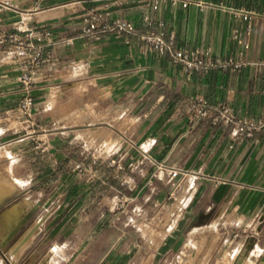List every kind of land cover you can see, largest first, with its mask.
I'll use <instances>...</instances> for the list:
<instances>
[{
	"label": "crops",
	"instance_id": "1",
	"mask_svg": "<svg viewBox=\"0 0 264 264\" xmlns=\"http://www.w3.org/2000/svg\"><path fill=\"white\" fill-rule=\"evenodd\" d=\"M95 12L105 19L124 17L141 32L162 30L177 47L210 49L222 58L242 53L248 64L189 75L137 35L85 36V19ZM20 26L51 28L57 39L48 46L52 60L34 75L30 94L37 102L29 120L34 138L57 149L74 127L101 125L114 131L105 139L116 147L112 155H102L94 182L88 176L75 183L61 164L51 173L59 177L57 185L38 187L43 171L33 169V185L20 184L0 202V244L28 216L0 251V264H172L171 257L186 255L193 239L197 250L206 239L213 248L198 264L217 263L212 258L232 254L234 243L250 245V254L261 248L262 254L252 257H264V131L237 140L232 125L205 118L192 126L188 119L195 98L223 103L240 116L264 114V0H0V34L26 37ZM8 46L0 44V128L20 111L28 93ZM52 88L63 97L58 110L81 114L59 119L53 109H43ZM53 123H64L67 130L43 134L42 127ZM25 139H3L0 146ZM112 156L110 168L106 162ZM160 164L166 173L188 171L177 187L185 181L190 186L185 183L184 192L175 195L167 178L155 176ZM117 194L132 197L131 213L141 211L133 224L115 209ZM14 205L21 212L8 222L5 213ZM27 239L15 259L12 249ZM54 244H60L56 253L50 251Z\"/></svg>",
	"mask_w": 264,
	"mask_h": 264
},
{
	"label": "rangeland",
	"instance_id": "2",
	"mask_svg": "<svg viewBox=\"0 0 264 264\" xmlns=\"http://www.w3.org/2000/svg\"><path fill=\"white\" fill-rule=\"evenodd\" d=\"M46 94H48V96L44 98L46 102L44 103L45 106L43 107V109L46 110L53 109L55 111L54 113L55 118L61 119L63 118V116L68 115V113L69 115H75V116L81 114V113H74L73 111H71V108L69 110H60V109L58 110V108H56L58 104H61L63 102L61 90H59L58 88L49 89ZM33 99L35 105L37 101H35L34 96ZM33 107L31 110L27 111L26 108H22L20 106V111L13 112L10 115H8L10 121L6 126L0 128V141H3V139L8 140L11 138H21V137L26 138L21 142L14 140L13 142L5 143L0 146V196L6 194L3 197L2 201L8 195L12 194L20 184L21 186L19 187H28L30 185H33L34 183V175L32 172L33 169H38V170L41 169L43 171L41 172L42 176L40 180V182L42 183L41 185H38V187L40 186L55 187L58 183L59 177L56 175H52L51 173H53L57 165L59 166L61 164H62L61 168L67 169L68 171L72 172L73 180L75 181V183L81 184L82 181L83 180L85 181L88 176L90 181L94 182L95 180H98L97 171L102 167L101 166L102 155L104 153H111L112 155V153L114 152V147H116L113 144L107 143L105 139V136L114 137V131L106 130L104 127H101V125H94L91 126L89 129L82 126L74 127L72 129L73 132L68 134V137L66 139L67 142L58 145L57 149H54L53 146H51L48 142H45L44 139L40 140L38 138H34V135L37 133H33L35 127L34 124L30 122L32 121V116L34 113ZM19 117L22 118L21 120L22 122H24V124L18 122ZM44 120H51V116L44 117ZM63 125L65 126L64 123H58V124L53 123L51 125L46 124L42 127V133L43 134L48 133L49 130L51 131L67 130L63 128ZM116 136L118 137L117 134ZM58 155L61 156L64 155L62 157V160L59 159L56 160V157ZM114 164H115V159L112 156L108 159L106 165L110 168H113ZM110 178H113V176H111ZM36 180L39 179H37L36 177ZM37 183H39V181ZM184 184L185 185L188 184L187 186H190L189 181H185L184 183H182V186L180 187L174 186V189L177 188L175 195L184 192V188H183ZM111 185L113 184L111 183ZM170 185L172 186V182H170ZM171 197H172L171 200L175 199L174 198L175 196H171ZM42 210H44V208ZM172 225L173 223H171V226ZM139 227L144 231L146 230L145 224H140ZM28 242L29 241L27 239L24 243V246ZM203 242H204V246L198 250L195 248V247H199L197 241L193 239L192 242L191 241L188 242V250L185 251L186 255L171 257L172 259L171 263L198 264L199 259L203 260L205 258V253L207 251H209L210 254L211 251H213V248L209 249L210 244L206 245V243L209 242V239H206ZM212 243L215 244L214 239ZM24 246L19 252L14 251L12 249L13 256L15 259L24 250L25 248ZM251 250H252L251 247L250 249H246V248L243 249L239 247L238 243H234V252L232 254H228L225 257V251H224L222 256H219L217 258L213 257L211 262H217V263H211V264H224V262L227 263V261L231 260L234 256L241 255L247 251L251 252ZM252 254H255L256 256L259 257L262 254L261 248L256 247V249L252 251ZM252 254H250V258L253 262L264 260L263 258L260 259L258 258L256 260L255 258L252 257ZM207 258L209 260L210 256H208ZM136 264H146V262L145 260H143L142 262L138 261ZM153 264H156V260L153 261ZM159 264H164V263L160 262Z\"/></svg>",
	"mask_w": 264,
	"mask_h": 264
},
{
	"label": "built area",
	"instance_id": "3",
	"mask_svg": "<svg viewBox=\"0 0 264 264\" xmlns=\"http://www.w3.org/2000/svg\"><path fill=\"white\" fill-rule=\"evenodd\" d=\"M85 20L86 25L83 28L85 36L97 34L137 35L147 43L150 51H155L160 55H169L172 62L181 66L189 75L195 71L209 72L215 68L239 70L248 64L243 58L242 53L239 57L222 58L213 55L210 49L188 50L177 47L172 39H167L164 31L149 29L146 32H141L132 21L124 17L105 19L101 14L95 12L91 18H86ZM145 20L149 25L152 24L148 16L145 17ZM18 30L21 33L25 32L26 37L18 36L17 33L9 35L0 34V44L9 45L8 53L19 64L21 69L19 80L28 92L22 100L21 107L29 111L34 105L33 95L30 94L34 85V75L38 72L40 66L52 60V52L48 49V46L56 43L57 39L52 29L48 27L27 30L24 26H20ZM234 36L239 39L237 30L234 31ZM65 42L66 44L73 43L71 39H67ZM243 47L245 49L248 45L244 44ZM260 65L264 67V61ZM205 118H211L215 124L232 125V135L237 140L249 138L256 133L264 131V114L260 117L240 116L223 103L210 104L202 98L191 100L188 107L190 125L193 126ZM186 173L188 171L178 168H170L166 173V166L160 164L155 176L166 177L169 182H172L173 186L177 187ZM131 200L132 197L123 194H117L114 198L116 202L115 209L127 215L128 222L133 224L141 216V211L137 210V214L130 212L128 205ZM59 248L60 244H54L50 247V251L56 253Z\"/></svg>",
	"mask_w": 264,
	"mask_h": 264
},
{
	"label": "bare ground",
	"instance_id": "4",
	"mask_svg": "<svg viewBox=\"0 0 264 264\" xmlns=\"http://www.w3.org/2000/svg\"><path fill=\"white\" fill-rule=\"evenodd\" d=\"M5 195L6 194L0 196V202L2 201ZM20 212H21V207L19 205H14L12 208L6 211L5 218L9 222L14 217H17ZM23 246L24 244H22V242L17 243L13 248V250L19 252ZM224 264H264V260L253 262L250 258V252L247 251L241 255L234 256L231 260L227 261V263L224 262Z\"/></svg>",
	"mask_w": 264,
	"mask_h": 264
},
{
	"label": "water",
	"instance_id": "5",
	"mask_svg": "<svg viewBox=\"0 0 264 264\" xmlns=\"http://www.w3.org/2000/svg\"><path fill=\"white\" fill-rule=\"evenodd\" d=\"M28 218V216H26V218L24 219V221L20 222L19 224H17L7 235V237L4 239V241L0 244V251L3 249V247L6 246V244L16 235V233L19 231L21 224L23 222H25V220ZM251 247V246H250ZM250 247H248V249H250ZM264 259V257H263Z\"/></svg>",
	"mask_w": 264,
	"mask_h": 264
}]
</instances>
